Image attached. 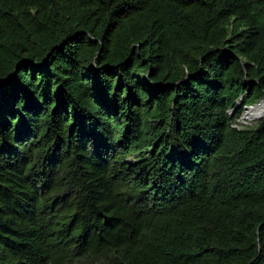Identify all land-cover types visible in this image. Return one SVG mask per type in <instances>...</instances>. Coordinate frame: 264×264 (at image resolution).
Listing matches in <instances>:
<instances>
[{
  "label": "trees",
  "instance_id": "16d2710c",
  "mask_svg": "<svg viewBox=\"0 0 264 264\" xmlns=\"http://www.w3.org/2000/svg\"><path fill=\"white\" fill-rule=\"evenodd\" d=\"M262 103L264 0H0V264H264Z\"/></svg>",
  "mask_w": 264,
  "mask_h": 264
},
{
  "label": "rangeland",
  "instance_id": "374dc122",
  "mask_svg": "<svg viewBox=\"0 0 264 264\" xmlns=\"http://www.w3.org/2000/svg\"><path fill=\"white\" fill-rule=\"evenodd\" d=\"M241 104L239 103V106H240ZM250 107H248V108H245L244 109V116H245V118H243L242 120H241V123L242 124H247L248 122H251V121H254L253 119H255L258 115H260V114H257L256 116H248V113H247V110L249 109ZM253 108V107H252ZM236 110H232L231 112H230V114L233 116H235L236 115ZM263 113V112H262ZM138 159H140V157L139 156H136V157H134L133 159H131L130 161L132 162V161H136V160H138Z\"/></svg>",
  "mask_w": 264,
  "mask_h": 264
},
{
  "label": "bare ground",
  "instance_id": "6f19581e",
  "mask_svg": "<svg viewBox=\"0 0 264 264\" xmlns=\"http://www.w3.org/2000/svg\"><path fill=\"white\" fill-rule=\"evenodd\" d=\"M264 111V103L256 106V107H253V108H250L249 111H248V116H256L257 114H260Z\"/></svg>",
  "mask_w": 264,
  "mask_h": 264
},
{
  "label": "water",
  "instance_id": "95a60500",
  "mask_svg": "<svg viewBox=\"0 0 264 264\" xmlns=\"http://www.w3.org/2000/svg\"><path fill=\"white\" fill-rule=\"evenodd\" d=\"M250 108H252V107H250Z\"/></svg>",
  "mask_w": 264,
  "mask_h": 264
}]
</instances>
